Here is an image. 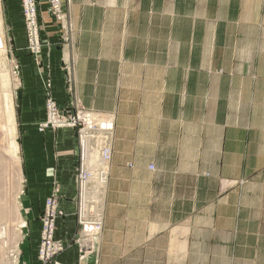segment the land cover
I'll return each instance as SVG.
<instances>
[{
	"label": "crops",
	"instance_id": "0c3cea01",
	"mask_svg": "<svg viewBox=\"0 0 264 264\" xmlns=\"http://www.w3.org/2000/svg\"><path fill=\"white\" fill-rule=\"evenodd\" d=\"M19 1L6 0L16 56L26 45ZM36 1L39 68L17 58L27 195L42 207L54 169L64 244L78 232V146L72 130L36 133L46 85L60 109L114 121L92 254L79 260L70 246L51 264H264V0H62V31L48 0Z\"/></svg>",
	"mask_w": 264,
	"mask_h": 264
},
{
	"label": "built area",
	"instance_id": "2783aa9c",
	"mask_svg": "<svg viewBox=\"0 0 264 264\" xmlns=\"http://www.w3.org/2000/svg\"><path fill=\"white\" fill-rule=\"evenodd\" d=\"M20 6L27 50L32 53L33 50L40 48L38 3L36 0H20ZM47 13L62 31L66 19L62 0H48ZM59 38V42L64 40L62 33H59ZM46 91H50L49 84L46 85ZM44 112V120L38 125L40 133L51 129L72 130L76 134L78 156L75 167L77 186L75 217L78 232L72 241L79 260H84L92 254L93 240L101 228L102 208L98 198L101 197L100 191H104L107 181L111 157L110 135L114 129V121L110 115L104 113H94L72 106L60 109L50 99L45 102ZM92 157L94 159L91 160ZM149 169L153 170L154 167L149 166ZM97 193L98 196L93 198ZM56 206H58L56 198H49L44 203L39 227L38 264L53 263L56 256L71 246L55 238L56 221L63 216Z\"/></svg>",
	"mask_w": 264,
	"mask_h": 264
},
{
	"label": "rangeland",
	"instance_id": "374dc122",
	"mask_svg": "<svg viewBox=\"0 0 264 264\" xmlns=\"http://www.w3.org/2000/svg\"><path fill=\"white\" fill-rule=\"evenodd\" d=\"M6 11H7L6 0H0V36L3 39V46H4L3 52L0 53V93L3 95L5 92L7 93L9 91L11 92V98H13L11 99L12 118L9 119L7 113H4L3 109L0 110L2 111L0 112V128H1L0 130V143H1L0 144V147H1L0 148V164L1 166H5V167H2L0 170L1 171L0 172L1 173L0 182H2L0 184H3V186L0 185V194L4 195L2 196L5 198L4 199L5 202L8 200V203H7L9 207L8 211L9 212L11 211L9 213L10 217H8L9 219L11 218V220H8L7 224L5 221L0 222L1 223L0 229H4V231L2 230L0 231V236H1L0 243L2 242L0 244V264H29L27 259L23 256V254L25 253V249H24L25 245L28 246L26 242L29 241V236H30V234L28 233L29 232L28 219H29L30 212H32L33 210L38 211L37 214L39 213V216H38L37 222H38V227H40V217L43 215L44 203L47 199L56 198L57 205H58L56 206V208H58V210L62 213V215H63V211L59 207V198H60L59 186L57 185L54 179V172L52 173L54 169H51V168L47 170L49 177L52 179L49 195L43 201L42 207L40 208L36 207L34 209L32 206L29 207V200H28V195H27L28 183H27L26 174L28 172V169L30 168V166L28 165L29 159H27L29 155L28 152H30V148H29L30 145L26 143V140H27L26 130L21 125L23 121V118L21 115L22 107H21V95H20L21 88H22V69L20 67L21 66L20 62H18L17 58L21 57L22 55L29 56L33 59L35 67L39 68V64H40L39 56H40L43 43L40 37L39 50H33L32 53H30L27 50V46L25 45L24 49L21 50V54L16 56L14 54V51H15L13 47L14 44H13L11 35L9 33L10 18L7 16ZM20 11H21V6H20ZM21 23L23 24L22 21ZM60 43L61 42H59V45ZM43 99H44V105L48 99L54 101L52 97V91H44ZM81 110H84V109H81ZM39 124L40 123L38 122L35 128V131L38 135L40 134L45 135L44 133L46 132H51V133L57 132L56 130L53 131L49 129V130L44 131L43 133H40L38 131ZM112 135H113V131H112ZM2 140L4 143L2 142ZM111 140H112V137H111ZM31 153L35 156H38V151L36 148L32 149ZM16 162L18 163L17 166L14 164ZM31 162H32V166H31L32 170H34L33 168L37 170L39 167L38 159L35 160V162L34 161H31ZM9 164H11V166H14V167H11L12 168L11 169ZM3 172H6V174ZM2 174H4L3 175L4 177L1 176ZM3 191L5 193H3ZM76 193H77V186H76ZM98 200H100V197ZM76 212H77V201L75 199V213ZM13 213L15 214L14 218H13L14 216ZM16 219L20 222V224L17 223L18 221ZM9 221L10 222L12 221L11 223L13 224L15 221H17L15 225L16 227L15 226H14L15 228L13 226L10 227L12 224ZM39 231H40V228L38 229V234H39ZM39 241H40V236H38V239L36 241L37 242L36 249H34L35 260L37 261V263H39L38 256H37ZM70 244L71 246L74 247L73 241H71Z\"/></svg>",
	"mask_w": 264,
	"mask_h": 264
},
{
	"label": "bare ground",
	"instance_id": "6f19581e",
	"mask_svg": "<svg viewBox=\"0 0 264 264\" xmlns=\"http://www.w3.org/2000/svg\"><path fill=\"white\" fill-rule=\"evenodd\" d=\"M3 47H4V46H3V39H2V37L0 36V53L3 52ZM2 74H3V73H2ZM6 74H7V73H6ZM5 79H6V78H5ZM4 81H5V80H4ZM5 83H6V82H5ZM4 85H5V84H4ZM12 95H13V94H12ZM11 99H13V98H11V92H9V91H8L7 93L5 92L3 95L0 93V110L3 109L4 113H7L9 119L12 118V112H11V111H12V103H11L12 101H11ZM0 112H2V111H0ZM1 119H2V118H1ZM10 121H11V120H10ZM110 126H111V125H110ZM0 130H1V128H0ZM111 137H112V131H111L110 139H111ZM1 139H2V138H1ZM5 141H6V140H5ZM2 142H3V140H2ZM3 143H4V142H3ZM3 143H2V145H3ZM0 144H1V143H0ZM2 145H1V146H2ZM2 147H3V146H2ZM0 148H1V147H0ZM92 159H94V157H92L91 160H92ZM5 161H6V160H5ZM3 162H4V161H3ZM1 163H2V162H1ZM14 164H15L16 166L18 165L17 162L14 163ZM2 165H3V164H2ZM9 165H10V168H11V167H14V166H11V164H9ZM7 166H8V165H7ZM2 167H5V166H1V164H0V170H1ZM11 169H12V168H11ZM13 171H14V170H13ZM0 172H1V171H0ZM3 173L6 174V172H3ZM13 173H14V172H13ZM0 174H1V173H0ZM3 175H4V174H2L1 176L4 177ZM5 178H6V176H5ZM20 181H21V180H20ZM0 183H2V182H0ZM0 185L3 186V184H0ZM99 185H100V184H99ZM100 186H101V185H100ZM103 187H104V185H102V188H103ZM2 188H4V187H2ZM4 191H5V190H4ZM4 191H3V193H5ZM100 192H101L100 195H102L103 191L101 190ZM2 195H3V194H2ZM2 195L0 194V222L5 221L6 224H7L8 220H11V218H10V219L8 218V217H10L9 213H10L11 211H10V212L8 211V208H9L8 205H7L8 200L5 202V201H4L5 198L3 197L4 195H3V196H2ZM5 195H6V194H5ZM1 196L3 197V199H2ZM97 196H98V193H97L95 196H93V198H96ZM98 199H99V198H98ZM9 201H10V200H9ZM4 202H5V204H4ZM11 202H12V201H11ZM10 204H11V203H10ZM10 204H9V205H10ZM10 206H11V205H10ZM13 209H14V208H13ZM13 209H12V211H13ZM9 210H10V209H9ZM15 212H16V211H15ZM16 213H17V212H16ZM13 214H14V213H13ZM13 214H12V215H13ZM14 217H15V214H14L13 218H14ZM17 217H18V215H17ZM16 220H17V219H16ZM17 221H18V220H17ZM17 221H15L14 224L11 223L12 221H11V222L9 221V222L12 224L11 226H10V225H9V226H10V227H12V226L14 227V226L16 225V222H17ZM17 223L20 224L19 221H18ZM0 224H1V223H0ZM6 224H5V225H6ZM6 226H7V225H6ZM23 226H24V224H23ZM23 226H22V227H23ZM15 227H16V226H15ZM15 227H14V228H15ZM12 229H13V228H12ZM1 230L4 231V229H0V231H1ZM7 230H8V229H7ZM7 232H8V231H7ZM9 232H10V230H9ZM12 232H14V231H12ZM5 235H6V234H5ZM0 237H1V236H0ZM12 241H13V239H12ZM1 243H2V242H1ZM1 243H0V244H1ZM6 244H7V243H6ZM3 246H4V245H3ZM18 252H19V251H18ZM17 261H18V260H17Z\"/></svg>",
	"mask_w": 264,
	"mask_h": 264
}]
</instances>
